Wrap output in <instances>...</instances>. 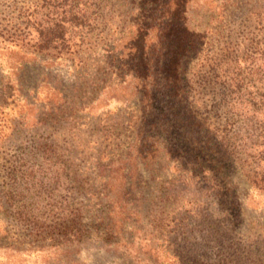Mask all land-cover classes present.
I'll return each mask as SVG.
<instances>
[{
    "label": "rangeland",
    "instance_id": "obj_1",
    "mask_svg": "<svg viewBox=\"0 0 264 264\" xmlns=\"http://www.w3.org/2000/svg\"><path fill=\"white\" fill-rule=\"evenodd\" d=\"M156 1L0 0V264H264V0Z\"/></svg>",
    "mask_w": 264,
    "mask_h": 264
},
{
    "label": "trees",
    "instance_id": "obj_2",
    "mask_svg": "<svg viewBox=\"0 0 264 264\" xmlns=\"http://www.w3.org/2000/svg\"><path fill=\"white\" fill-rule=\"evenodd\" d=\"M160 1V0H159ZM164 4L163 6L166 7V9L170 8L169 4H173V6L175 5V10L171 11L170 9H168V14L173 12V15H177L179 16V9H182L183 8V3L185 2V0H161ZM153 3L157 2L156 0H152ZM178 5V9H176ZM174 8V7H173ZM181 13V12H180ZM181 16V14H180ZM63 28V27H62ZM61 26L59 25H56V28H50L48 29V32L47 33H41V36L43 37V44H42V47L41 49H47V47L49 46L50 43L56 41V40H61V39H64L63 38V32L62 31H59L62 29ZM183 31H186L185 28H183ZM183 36V35H182ZM229 79V80H228ZM228 81H225V84L229 87V88H232V91L231 93H240L238 92L240 85H239V77H228ZM230 125V123H229ZM228 132H230L229 130H227Z\"/></svg>",
    "mask_w": 264,
    "mask_h": 264
}]
</instances>
